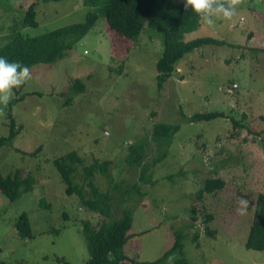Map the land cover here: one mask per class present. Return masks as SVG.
Returning a JSON list of instances; mask_svg holds the SVG:
<instances>
[{"label":"rangeland","instance_id":"obj_1","mask_svg":"<svg viewBox=\"0 0 264 264\" xmlns=\"http://www.w3.org/2000/svg\"><path fill=\"white\" fill-rule=\"evenodd\" d=\"M32 1L0 0V44L12 30L35 36L82 22L92 10L82 0H37V24L23 26V10ZM236 12L233 21L214 17L212 28L200 18L199 27L184 34L185 41L210 36L226 44H207L185 55L161 89L155 62L162 34L145 24L135 37H122L102 16L62 58L29 67L31 78L17 88L19 93L13 89V98L23 92L41 94H29L12 106L19 130L11 143L0 146V171L31 174L35 182L15 200L0 193V262L60 264V257L85 264L89 251L82 221L108 217L65 192L52 159L75 150L85 166L94 159L111 161L112 180L97 172L94 184L100 191L116 185L111 217L125 205L132 211L123 245L128 258L155 260L170 247L174 231L183 228L188 234L183 251L192 264H264L263 251L244 246L256 192L264 191V0H243ZM75 79L85 81L83 95H74ZM216 110L227 117L187 119ZM6 111L0 104V136L8 134ZM157 121L177 122L180 128L168 147H158L160 157L149 165L144 195L122 203L118 183L126 181L128 187L139 175L127 160L128 143L149 137ZM149 143L148 153L156 150L155 142ZM211 176L221 178L224 186L196 200L202 181ZM241 199L249 202L245 215L238 213ZM21 212L27 214L31 237L15 232ZM206 213L212 215L207 226L213 236L205 231ZM196 229L198 246L191 240Z\"/></svg>","mask_w":264,"mask_h":264},{"label":"trees","instance_id":"obj_2","mask_svg":"<svg viewBox=\"0 0 264 264\" xmlns=\"http://www.w3.org/2000/svg\"><path fill=\"white\" fill-rule=\"evenodd\" d=\"M36 1L29 3L23 10V26H35L37 24L35 19ZM82 2L92 8L91 11L87 12L82 22L71 23L35 36H25L20 31L12 30L7 34L5 42L0 44V57L5 58L10 63L18 61L28 68L37 63L55 62L64 56L65 50L70 49L83 38L99 16L104 18L114 33L126 38L135 37L146 24V26L162 34L163 47L155 62L156 84L158 89H161L164 82L172 77L176 64L185 55L207 44H226L224 40L210 36L196 37L188 41L183 40L185 33L199 27L200 17L191 9L184 10L182 3L175 2V0H82ZM262 52L264 53V44L262 45ZM84 82L79 79L73 81L71 87L75 91L74 95L76 93L83 95L82 92L86 88ZM14 91L19 93L17 88H14ZM29 94L40 95L41 93L38 91L23 92L12 98L7 105L6 114L11 121L8 123V134L0 136V146L11 143L17 134L19 126L12 118V106ZM70 100L68 97L65 103L68 104ZM223 116H225L223 111L216 110L207 113H194L191 118L188 117L187 119L200 121V119L209 120ZM242 116L244 117V115ZM157 119L153 116L151 120L156 121ZM152 124L149 137L150 141L155 142L156 150L147 152L150 145L149 137L133 141L132 144L128 143L127 152L129 155L127 160L134 164L131 167L137 168L139 175L137 179L129 183L128 187H126L128 183L126 181L118 183V189L123 193V196L121 195L122 203L134 201L136 195H144L142 185L149 180L147 175L149 165L157 157H160V154L157 153L158 147L163 145L168 147L173 135L180 128V124L177 122L157 121ZM165 155L163 150L162 156ZM110 162L108 159L100 161L94 159L93 163L85 166L82 164L83 159L75 150H70L52 159L53 166L65 184L66 194H74L78 202L89 211L108 217L107 220H99L95 223L89 220L82 221V232L86 238L89 251V258L85 264H119L123 260H128L134 264H168V258L173 255L176 259L172 261V264H192L183 251V240L188 235L184 234L183 228L174 231V239L170 247L153 261H136L125 255L123 245L130 236L128 231L132 224V211L127 208L129 206L125 205L119 216L111 217L113 209L111 193L116 185H111L110 189L106 191H100L94 184V176L97 172L112 180L111 174L108 172ZM79 167L82 171H79ZM77 178L80 181H77ZM34 182V177L31 174L21 176L17 170L8 174H3L0 171V193L9 200H15L23 192L29 191ZM224 184L225 182L219 177L204 178L195 193L196 200H200L205 193L220 189ZM84 187H88V190H85ZM129 194H133V197L130 198ZM255 197L253 215L244 246L247 249L264 252V191L256 192ZM190 210H194V207H191ZM194 214H191V219ZM211 218V214H204L203 224L205 231L213 236V230H209L207 226V222ZM189 225L193 226L192 223ZM14 228L20 237H31L30 222L25 212L19 214L14 222ZM198 237L199 229H196L191 240L197 246ZM57 261L60 264H71L60 257L57 258ZM0 264L4 263L1 261Z\"/></svg>","mask_w":264,"mask_h":264},{"label":"clouds","instance_id":"obj_3","mask_svg":"<svg viewBox=\"0 0 264 264\" xmlns=\"http://www.w3.org/2000/svg\"><path fill=\"white\" fill-rule=\"evenodd\" d=\"M242 2L243 0H181L184 10L191 9L209 28L215 26L214 17L216 19L222 18L224 21H233L237 15L236 9ZM30 78V69L26 65L18 61L10 63L5 58L0 57V104L6 107L13 98V89L19 88ZM2 114L0 112V115ZM223 117H227L226 114ZM239 205L238 213L245 215L249 202L241 199ZM175 259V255L170 256L168 264H172Z\"/></svg>","mask_w":264,"mask_h":264}]
</instances>
